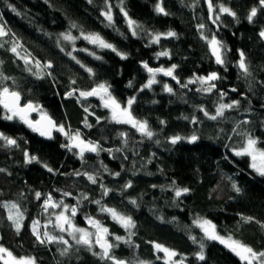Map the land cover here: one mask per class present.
<instances>
[{"label": "trees", "instance_id": "1", "mask_svg": "<svg viewBox=\"0 0 264 264\" xmlns=\"http://www.w3.org/2000/svg\"><path fill=\"white\" fill-rule=\"evenodd\" d=\"M159 2L168 15L156 11ZM211 3L210 13L209 0H0V23L7 31L0 37V87L18 92L36 106V113L44 112L55 128L64 129L43 140L16 117L5 119L11 114L0 106V133L16 141L9 145L0 139V246L36 264H113L101 259L94 236L90 250L66 234L67 245L59 239L37 240L33 222L43 226L67 207L76 227L94 233L88 218L106 227V239L114 245L111 255L125 264H164L156 244L175 251L184 264H246L208 240L198 220L212 222L222 237L264 252V177L252 170L249 156L234 154L249 136L264 149V5L260 0ZM221 5L235 16L220 12ZM252 8L257 14L250 22ZM109 10L111 23L103 15ZM129 18L138 25L135 35ZM170 31L176 35L168 37ZM88 34L99 35L126 59L89 43L83 38ZM157 34L161 38L154 42ZM213 37L222 45V65L213 58L208 42ZM14 46L29 59L11 51ZM161 52L168 55L158 56ZM240 52L248 74L239 68ZM145 63L165 70L175 65L176 79L156 73V83L145 88L151 78ZM212 73L219 78L200 81ZM99 84L121 107L134 99L131 114L146 121L153 136L116 123L99 96L80 95ZM209 84L214 85L211 91L206 90ZM221 104L233 107L210 119ZM77 133L85 143L98 145L97 152L81 156L78 147L70 150V138ZM192 135L198 139L189 143ZM176 136L181 139L172 144ZM31 157L35 160L29 163ZM182 189L188 191L177 197ZM49 197L56 208L45 209ZM5 203L17 205L19 232ZM71 208L77 210L74 217ZM102 208L130 216L135 227L125 229ZM54 227L47 229L60 237ZM201 251L204 260L198 259Z\"/></svg>", "mask_w": 264, "mask_h": 264}, {"label": "snow or ice", "instance_id": "2", "mask_svg": "<svg viewBox=\"0 0 264 264\" xmlns=\"http://www.w3.org/2000/svg\"><path fill=\"white\" fill-rule=\"evenodd\" d=\"M91 2V0H90ZM261 5H264V0H260ZM15 11V9H12ZM123 11V9H122ZM156 11L158 13L168 15V13L165 11V9L160 5L157 4L156 6ZM213 11V6L211 3V0H209V12L211 13ZM220 12L226 13L231 16H235V13L232 12L229 8L220 6ZM257 14V9L252 8L251 12L248 16V20L251 22L253 17H255ZM105 18L111 23L112 22V15L111 11L109 10L108 12L103 13ZM125 17L127 18V12H124ZM219 19V17H217ZM128 26L130 29L133 30V35L136 34V22L132 19H128ZM203 28V25L200 26ZM7 35V31L5 30V27L0 24V37H4ZM168 37H173L176 35L174 32H168L166 34ZM261 38H264V31L260 32ZM85 40L89 41V43H92L94 45H98L100 48H107L111 49L112 51L116 52L118 56L121 57V59H126V56L116 50V48L110 44L105 42L99 35L96 34H88L84 35L83 37ZM161 36L160 34H157L154 37V42H158L160 40ZM203 38V37H202ZM64 39L66 40H72L73 37L70 35H65ZM211 49H212V54L215 56L216 63L217 64H223L224 59L221 54V42L218 41L215 37H213L210 41H208ZM11 51L16 52V47L14 46ZM158 56H167V52H161L157 54ZM75 59V57H72ZM97 59H100V57H96ZM26 63L28 62L27 60L25 61ZM79 63V61H77ZM147 71L151 74L152 78L148 80V83L145 85V87H151L152 84L156 83L155 80V75L156 73H163L166 76H171L173 79H176V77L173 75V71L175 69V65H173L171 68L165 70L163 68L159 69H152L150 68L147 63L143 65ZM47 67H51V64H48ZM239 68L245 73L248 74V67L245 63V58H244V53L240 52V61H239ZM89 72H91V69H87ZM218 75L216 73H212L208 75L207 77H201L199 78L202 83L204 82H211L216 79H218ZM3 79H7V77H3ZM194 81H189V83H193ZM75 83V81H73ZM179 83V81H177ZM214 87L213 84H209V88L206 89L207 91H211V89ZM165 91L171 93L172 88L169 87L167 84L164 85ZM235 91V89H233ZM69 96L72 95L71 92L68 93ZM81 96L88 97V96H99L101 101L103 102V106L105 108H110L112 112V119L116 123H125V124H130L133 128H136L137 131H139L142 135L151 138L153 136V132L149 129L148 124L146 121H139L137 120L130 111L131 105L134 103V99H129L127 102V107H121V105L111 96V94L108 92V87L105 84H99L96 88H93L91 91L87 92H81ZM20 94L16 91L10 90L8 87L3 86L0 87V106H3V108L11 113V115H8L5 117V119H12L14 116H19L20 119L26 123L29 127L33 129V131H39L41 135H49L50 137V130L53 127H56L54 122L46 116V114L42 115V120H47V124L49 126L48 131H44L41 128H38L36 125H38L40 122L37 121L36 124H33L32 121L27 119V113L29 111H35L36 106L33 104L29 103L25 105L24 107H20ZM238 103V102H237ZM233 107L232 104H221L217 110H216V115L209 116L207 112H205L206 116H209L210 119L215 120L217 116H222L223 112L227 108ZM87 111V109H85ZM203 111V109H201ZM195 122V120L193 121ZM58 131L63 132V126H60L57 128ZM123 135V134H122ZM0 139H4L9 145H15L16 141L14 139H10L6 136H4L2 133H0ZM72 141L75 143L69 145V149L71 150L72 147H78L80 149V154L83 156V153L85 151L89 152H97L98 150V145L93 144L92 142H87L85 143L83 140L79 138V133H77L75 136H72L70 138ZM181 137L176 136L171 138L170 142L172 144H176ZM198 137L196 135H192L190 138H188L189 143H194ZM258 141L252 137H248L246 146L241 148L238 151H235V155L237 156H249L251 158V168L254 172H256L259 176L264 177V149L258 148L257 147ZM27 156V153L25 154ZM32 160H35V157H31L29 159V163L32 162ZM50 172L52 171L51 168L48 169ZM118 175V173H117ZM92 183H96V179L92 175H88L87 177ZM126 187H131V184L129 183ZM233 188L239 192L240 189L236 187V185H233ZM188 189H182V190H177L176 191V196L179 197L182 192H187ZM108 190L105 189V195H107ZM37 198L40 197V193H37ZM67 195V193H66ZM51 198L47 201H45L44 207L47 209L48 207H57L56 204L50 203ZM96 203H100L99 201H96ZM133 204H135V201H132ZM4 207L9 208V216L8 219L12 221V223L15 225L16 231L19 232L20 230V220L22 219L21 214L17 212L15 215H13L11 209H16L17 205L16 204H11L9 205H4ZM65 211H68L67 207H65ZM76 208H71V215L74 217L76 215ZM102 211L107 212L111 215L112 219L118 222L122 227L125 229L133 228L135 227L134 222L132 221V218L130 216H125L117 212L115 209L112 208H102ZM245 221H250L251 218H244ZM57 227L61 232H64L68 230V234L72 236L73 240H75V243L78 245H84L86 246L89 250L92 248V236L93 233L88 232L84 228L76 227L72 220L64 214V212H61L57 217ZM88 223L92 227L96 229L95 232V243L99 245L101 249V259H111L113 261V264H125L124 261H119L117 260L114 256L111 255L110 250L113 248L114 245L110 244L106 237L109 234L108 229L106 227H103L101 223L93 218H88ZM198 226L203 230L205 237L208 240H215L219 241L221 244H224L225 247H227L230 251H232L235 255H237L241 261H245L246 264H264V252H256L254 251L251 247L241 243L240 241L234 240L231 237H222L219 234H217L215 230V225H213L210 221L208 220H203V221H198ZM37 224L38 221L33 222V234L36 236L37 240L40 243H45V240L47 242H53L59 239V242L64 243L65 245L68 244L67 240H64V238L61 236L59 238L55 236L49 235L47 232L44 233L45 239H41V236L39 232L37 231ZM67 225V229L65 227ZM76 234H79L78 236ZM116 240H120L121 237L117 236L115 237ZM194 239V238H193ZM154 247L158 250L161 251L165 254V256L168 258V260L165 261V264H168L169 260H171L172 257L176 256L177 253L175 251H172L168 248H165L159 244L154 245ZM201 248H203V245H201ZM67 252V248L62 252L61 254H65ZM93 255H96V253H93ZM198 259L204 260V255L203 252L198 254ZM0 261L3 262V264H36L35 259L31 257H22V258H17L13 256V254L8 251L6 248L0 246ZM143 264V262H141Z\"/></svg>", "mask_w": 264, "mask_h": 264}, {"label": "rangeland", "instance_id": "3", "mask_svg": "<svg viewBox=\"0 0 264 264\" xmlns=\"http://www.w3.org/2000/svg\"><path fill=\"white\" fill-rule=\"evenodd\" d=\"M159 4H160V2H159ZM1 24V23H0ZM17 50V54H18V56H21L22 58H24V59H29L25 54H24V52L22 51V50H18V49H16ZM211 51H212V49H211ZM213 58H214V60H215V62H216V59H215V57L213 56ZM36 66L37 67H39V63H37L36 64ZM151 78H152V76H151ZM155 80H157V76L155 75ZM147 84V83H146ZM145 84V85H146ZM145 88H148V87H145ZM123 107H127V103L123 106ZM43 114H45L44 112L42 113V112H40V111H38L37 112V116H36V118L37 117H39V116H42ZM55 130H57V128H55ZM58 131V130H57ZM74 136V135H73ZM80 139H81V137H79ZM73 143H75L74 141H72L71 139H70V144H73ZM244 146H246V143H245V145ZM72 148H77V147H72ZM251 163H252V161H251V158H250V167H251ZM257 174V173H256ZM258 175V174H257ZM259 176V175H258ZM5 205H11V203H5ZM6 208V207H5ZM54 208H56V207H54ZM6 210H7V216H9V211H10V209L9 208H6ZM11 211H12V213H13V215H15L17 212H19V210L16 208V209H11ZM61 212H64V214L66 215V216H68V214H67V212L65 211V209L63 208V209H61V210H59L58 211V213L55 215V216H53L54 217V219H51V220H49L48 221V223H46L45 225H41L39 222H38V224H37V231L39 232V234H40V236H41V239H45V237H44V233L45 232H47L49 235H51V232L47 229L48 228V226H49V228L51 227V225H53L54 224V229H55V231L57 230L58 231V235L61 237H63L64 238V236H65V234H66V236H67V239L68 240H70V239H72L73 240V238H72V236H70L69 234H68V230H66V231H64V232H61L60 230H59V228L57 227V220H56V217L61 213ZM20 214V213H19ZM111 216V215H110ZM69 217V216H68ZM198 221H200V220H198ZM197 221V222H198ZM21 222H22V220H20V225H21ZM197 222H195L196 223V226H198V223ZM118 223V222H117ZM212 223V222H211ZM119 224V223H118ZM213 224V223H212ZM120 225V224H119ZM214 225V224H213ZM88 226H89V224H88ZM121 226V225H120ZM65 227H66V229H67V225H65ZM199 227V226H198ZM200 228V227H199ZM85 230H87L88 232H90L91 233V231H90V229H88V228H84ZM93 229H94V233H93V236L95 237V232H96V229L93 227ZM129 229H132V228H129ZM201 229V228H200ZM202 230V229H201ZM202 232H203V230H202ZM204 233V232H203ZM218 234V233H217ZM77 236L79 235V234H76ZM52 236V235H51ZM57 238H59L58 236H57ZM94 238L92 237V240H93ZM56 241H58V239L56 240ZM213 241H215V240H213ZM45 242L46 243H49V242H47V240H45ZM215 242H217V243H220L219 241H215ZM221 244V243H220ZM222 246H224L225 247V245L224 244H221ZM226 249H227V247H225ZM156 249V248H155ZM157 250V249H156ZM158 251V250H157ZM159 252H161V251H159ZM161 253H163V252H161ZM163 260H162V262L165 264V261L166 260H168V258L165 256V254L163 253ZM239 260H240V258L237 256V255H235ZM241 261V260H240ZM241 262H244V263H246L245 261H241ZM1 263H3L2 261H1ZM168 264H184V262L183 261H181V260H177L176 259V256H174V257H172L171 258V260H169V262H168ZM254 264H256V262H254Z\"/></svg>", "mask_w": 264, "mask_h": 264}, {"label": "water", "instance_id": "4", "mask_svg": "<svg viewBox=\"0 0 264 264\" xmlns=\"http://www.w3.org/2000/svg\"><path fill=\"white\" fill-rule=\"evenodd\" d=\"M263 41H264V38H263ZM20 107H24L25 105H27V104H29V103H27V102H24L23 100H22V98L20 97ZM31 104H33V103H31ZM34 105V104H33ZM35 106V105H34ZM2 108H3V106H2ZM4 109V108H3ZM5 110V109H4ZM36 111H37V108H36V110L35 111H29L28 113H27V119L28 120H30V121H32L33 122V124H36V122L37 121H39L40 123L38 124V125H36L38 128H41L42 130H44V131H48V129H49V126H48V124H47V120H42V116H39V117H37L36 119H33L32 120V116L33 115H37V113H36ZM5 112H7L6 110H5ZM8 114H11V113H9V112H7ZM44 115V114H43ZM47 116V115H46ZM14 117H16L20 122H21V124H24L32 133H34V134H37L41 139H46V140H51L52 138H53V136H54V131H55V127H53V128H51V130H50V137L51 138H49V135H41L40 134V132L39 131H33V129L31 128V127H29L26 123H24L21 119H20V117L19 116H14ZM48 117V116H47ZM48 118H50V117H48ZM51 119V118H50ZM52 120V119H51ZM53 121V120H52ZM54 124L56 125V123L54 122Z\"/></svg>", "mask_w": 264, "mask_h": 264}]
</instances>
